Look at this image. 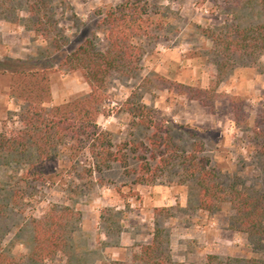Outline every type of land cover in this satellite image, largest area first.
Returning a JSON list of instances; mask_svg holds the SVG:
<instances>
[{"label":"rangeland","instance_id":"374dc122","mask_svg":"<svg viewBox=\"0 0 264 264\" xmlns=\"http://www.w3.org/2000/svg\"><path fill=\"white\" fill-rule=\"evenodd\" d=\"M129 1L149 19L147 34L134 39L144 53L134 76L113 79L98 122L125 162L100 172L89 152L70 159V150L62 148L48 166L53 180L46 182L27 178L25 164L2 160L0 251L9 250L24 264H141L136 256L159 228L175 264H264V236L257 242L231 228L237 212L229 200L213 212L201 209L196 181L181 163L191 153L208 157L222 184L264 193V55L228 60L212 39L237 22H261L259 10L245 0ZM66 2L56 7L59 35L46 37L0 18V133L22 126L19 104L10 96L9 71L19 67L17 59L54 66V106L89 93L82 72L58 63L88 39L105 51L109 41L101 20L128 0ZM187 88L204 90L202 98H191ZM130 100L153 108L154 124H141L127 108ZM173 153L179 160L163 167L162 155ZM52 205L75 211L71 240L55 258L37 262L30 257L32 220ZM123 235L128 241L120 245Z\"/></svg>","mask_w":264,"mask_h":264},{"label":"trees","instance_id":"16d2710c","mask_svg":"<svg viewBox=\"0 0 264 264\" xmlns=\"http://www.w3.org/2000/svg\"><path fill=\"white\" fill-rule=\"evenodd\" d=\"M129 2L108 9L101 20L107 29L109 41L105 51L100 50L93 39H88L58 63L60 69L82 72L90 86L89 93L54 106L49 78L54 66L38 68L17 59L19 67L9 71L10 96L19 104L17 116L22 126L0 133V162L9 159L25 164L27 178L46 182L53 180L48 166L59 158L62 148L70 150V159L78 153L89 152L93 159L92 166L100 172L110 168L114 162H125L120 151L114 150L110 133L103 130L98 122L104 114L113 79L134 76L144 53L141 44L135 43L134 39L147 34L145 24L149 19L141 16V7ZM66 3V0H0V18L11 24L24 25L46 37L53 31L59 35L56 7ZM244 3L259 10L261 22L246 26L237 22L231 28L221 29L218 35H212L218 52L226 53L228 60L236 54L251 61L264 55V0H245ZM22 12H26L27 16H23ZM187 89L192 91L191 98H202L204 90ZM127 108L140 118L141 124H154L150 118L153 108L139 100L128 101ZM161 145L160 142L155 147ZM153 158H158L157 153ZM176 158L174 153L162 155L159 163L166 167L169 161L179 160ZM183 158V171L196 181L198 206L213 212L229 200L237 212L231 228L246 232L260 242L264 236V193L247 187L237 188L235 184H222L217 180L216 170L210 165L208 157L198 159L196 153H191ZM75 215L72 208L52 205L44 216L34 218L31 259L37 262L53 259L68 246L73 230L70 223ZM166 235L163 229L158 228L153 240L142 245L141 252L136 256L141 264H175ZM209 258L219 259L217 256ZM231 261L239 262L229 259ZM0 264L24 262L9 250H1Z\"/></svg>","mask_w":264,"mask_h":264},{"label":"crops","instance_id":"0c3cea01","mask_svg":"<svg viewBox=\"0 0 264 264\" xmlns=\"http://www.w3.org/2000/svg\"><path fill=\"white\" fill-rule=\"evenodd\" d=\"M125 239H126V240H125ZM138 240H139V239H138ZM126 241H128V239H127L124 235L121 236V238H120V245H124Z\"/></svg>","mask_w":264,"mask_h":264}]
</instances>
